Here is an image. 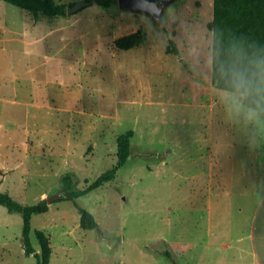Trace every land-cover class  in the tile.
Instances as JSON below:
<instances>
[{
	"label": "rangeland",
	"instance_id": "rangeland-1",
	"mask_svg": "<svg viewBox=\"0 0 264 264\" xmlns=\"http://www.w3.org/2000/svg\"><path fill=\"white\" fill-rule=\"evenodd\" d=\"M80 1L55 0L67 11ZM213 16L214 0H172L162 28L116 0L36 21L0 1V192L36 204L66 193V174L81 189L135 132L116 178L77 199L97 229L81 227L72 201L33 216L32 242L40 253L34 231L50 236V264H243L245 243L255 252L244 264H259L264 117L246 121L234 93L213 86ZM170 39L179 55L167 54ZM22 225L0 205V264H36Z\"/></svg>",
	"mask_w": 264,
	"mask_h": 264
},
{
	"label": "trees",
	"instance_id": "trees-1",
	"mask_svg": "<svg viewBox=\"0 0 264 264\" xmlns=\"http://www.w3.org/2000/svg\"><path fill=\"white\" fill-rule=\"evenodd\" d=\"M29 12L38 21L41 17L48 19L65 16L64 4L55 0H0ZM109 8L116 0H88ZM74 5V4H73ZM72 5V6H73ZM213 32L212 46V84L218 89L235 93V83L243 76L251 80L258 71L264 75V0H214V16L208 25ZM139 40L131 41L125 48H131ZM167 54L179 55V49L173 39L169 40ZM253 97L244 101L246 106L255 107ZM260 115L264 117V101L261 102ZM134 130L130 129L118 136L117 162L94 180L85 179V186L74 189L72 174H66L62 180L66 189L65 197L55 200L72 201L80 213V224L85 230H95L98 222L92 212L79 205L77 199L87 195L104 184L113 181L117 172L132 156V138ZM0 205L10 213L22 216L21 244L26 256H34L36 264H50L52 245L50 236L43 230L36 229L35 236L40 246L37 253L32 242V218L34 215L49 211L50 204L43 199L36 204H24L8 192H0ZM169 258L171 255L166 254Z\"/></svg>",
	"mask_w": 264,
	"mask_h": 264
},
{
	"label": "clouds",
	"instance_id": "clouds-1",
	"mask_svg": "<svg viewBox=\"0 0 264 264\" xmlns=\"http://www.w3.org/2000/svg\"><path fill=\"white\" fill-rule=\"evenodd\" d=\"M236 92L229 97L230 108L238 115H243L248 122H255L259 119L261 112V102L264 101V75L258 71L251 80L238 77L235 83ZM253 97L255 107L246 106L244 101Z\"/></svg>",
	"mask_w": 264,
	"mask_h": 264
},
{
	"label": "water",
	"instance_id": "water-1",
	"mask_svg": "<svg viewBox=\"0 0 264 264\" xmlns=\"http://www.w3.org/2000/svg\"><path fill=\"white\" fill-rule=\"evenodd\" d=\"M117 2L121 10L145 14L151 17L155 23L163 28V16L167 7L172 3V0H117ZM91 3H94V1L82 0L75 3L73 6H70L67 12L71 14ZM64 197L65 192H59L46 199L48 203L51 204L53 201Z\"/></svg>",
	"mask_w": 264,
	"mask_h": 264
},
{
	"label": "crops",
	"instance_id": "crops-1",
	"mask_svg": "<svg viewBox=\"0 0 264 264\" xmlns=\"http://www.w3.org/2000/svg\"><path fill=\"white\" fill-rule=\"evenodd\" d=\"M259 197L260 198H259V200L257 202V205H256V212L253 215V217H251V219L256 220V222H254L255 226H253V229H255L254 240H255V242L258 243V246H259V250H258L259 251L258 253H259V256H260L259 264H264V192H262ZM257 214H258V219H256L257 218L256 217ZM249 238L251 240L250 242H252L253 235L251 233V230H250ZM240 240L241 241H245L246 239H243V240L240 239ZM236 250H238V252L242 255L243 264H244V261H243L244 257L246 258V256L248 254H252L253 252H255L251 248V246H250L249 249H247L246 248V243L243 246H240V247L237 246Z\"/></svg>",
	"mask_w": 264,
	"mask_h": 264
}]
</instances>
